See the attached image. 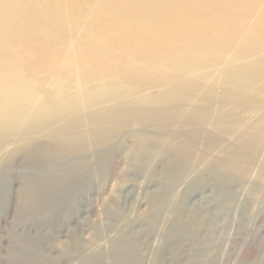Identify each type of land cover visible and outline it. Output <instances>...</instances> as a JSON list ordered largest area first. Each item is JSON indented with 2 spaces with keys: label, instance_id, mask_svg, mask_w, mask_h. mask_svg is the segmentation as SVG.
<instances>
[{
  "label": "bare ground",
  "instance_id": "obj_1",
  "mask_svg": "<svg viewBox=\"0 0 264 264\" xmlns=\"http://www.w3.org/2000/svg\"><path fill=\"white\" fill-rule=\"evenodd\" d=\"M86 1L94 7L76 43L92 57L79 60L96 67L100 76L111 74L110 79L92 88L76 85L67 93L54 81V95L47 101L20 72L4 71L23 63L17 51L5 50L7 58L0 61V175L17 157L29 160L34 154L48 165L64 163L61 171L82 174L87 168L101 175L102 157L116 141L119 151L120 141L130 134L129 167L141 170L158 161L164 165L163 190L140 220L143 235L153 233L167 214L172 222L165 238L175 248L170 264H205L203 254L216 247L212 228L217 220L243 208L229 194L231 187L253 179L248 196L261 200L264 215V191L260 196L258 188L264 182V1ZM51 3L39 4L62 23L69 12L60 2ZM16 7L13 0H0V40L11 39L14 30L27 25L26 20L12 21ZM55 34L53 38H60ZM71 55L67 53V66L75 58ZM206 158L210 159L204 170L218 197L216 213L208 222L185 207L203 182L196 176L188 180L198 167L192 161L203 165ZM56 168L26 177V190L44 183L42 177L53 178L60 171ZM86 178L75 182L74 195L88 183ZM180 185L185 186L182 193ZM71 206L66 201L64 207ZM241 210L245 221L250 213L245 206ZM179 232L187 234L174 237ZM119 234V240L109 244L110 253L119 252L113 258L116 264H138L144 245L135 235Z\"/></svg>",
  "mask_w": 264,
  "mask_h": 264
},
{
  "label": "rangeland",
  "instance_id": "obj_2",
  "mask_svg": "<svg viewBox=\"0 0 264 264\" xmlns=\"http://www.w3.org/2000/svg\"><path fill=\"white\" fill-rule=\"evenodd\" d=\"M13 1L19 11L12 21L17 23L26 20L27 25L14 30L11 39L0 40V61L7 58L5 50L13 49L23 63L20 67H6L4 71L20 72L25 81L36 85L37 92L47 101L54 95L50 89L54 81H59L63 93H67L76 85L92 88L110 79L111 74L100 76L96 67L79 60L84 55L92 57L90 51L83 46L78 47L76 43L84 23L89 17L91 19L92 1L71 0L72 3L68 4L67 0H47L55 4L60 2L63 4L62 10L70 13L67 12L68 16L62 23L41 7L39 3L43 0ZM261 1L253 9L251 17L260 9ZM137 12L142 14L140 9ZM78 15L80 18L77 19ZM55 33L60 37L57 40L53 38ZM69 50L75 58L69 60L70 66H67L64 63ZM130 136L127 134L120 141L119 151L115 147L118 141L110 146L107 156L102 157L105 172L101 175L87 168L81 171L84 172L82 174L65 169L61 171L64 163L56 161L48 165L38 154L29 160L21 157L14 159L12 167L0 175V264H116L113 258L119 252L110 253L109 244L119 240V232L135 235V239L144 245V250L139 252L138 264H170L175 248L171 247L170 240L166 241L165 235L172 219L164 214L162 223L146 236L143 235L140 221L149 214L152 198L163 190L161 178L164 165L158 161L141 170L133 165L129 167ZM200 150V146L195 150L198 157ZM209 159L206 158L203 165H199L198 160L192 161V166L198 167L192 169L188 180L196 176L202 178L203 182L185 202V207L198 211L205 222L216 213L218 201L210 175L204 170ZM51 168H59L60 171L53 174L51 179L42 177L44 183L41 181L42 184H35L32 189L26 190L23 182L26 177L39 176ZM86 175L89 177L86 178L88 183L74 195L72 190L75 182ZM252 181L247 185H234L229 190V194L248 209L246 212L250 213V217L243 220V208L234 210L229 217L223 218L221 215V219L217 220L219 222L212 228L213 245L216 247L212 252H203L208 262L264 264V215L261 213V200L248 196ZM184 188V185H180L178 191L182 193ZM258 188L261 196L263 181ZM66 201L72 204L70 210L64 207ZM107 205L111 208L107 209ZM235 211L234 216L232 214ZM186 234L179 232L174 237ZM180 262H183V258Z\"/></svg>",
  "mask_w": 264,
  "mask_h": 264
}]
</instances>
